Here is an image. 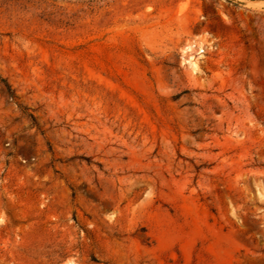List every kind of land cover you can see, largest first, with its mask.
<instances>
[{
    "label": "rangeland",
    "instance_id": "rangeland-1",
    "mask_svg": "<svg viewBox=\"0 0 264 264\" xmlns=\"http://www.w3.org/2000/svg\"><path fill=\"white\" fill-rule=\"evenodd\" d=\"M0 79V264H264V0H0Z\"/></svg>",
    "mask_w": 264,
    "mask_h": 264
},
{
    "label": "trees",
    "instance_id": "trees-1",
    "mask_svg": "<svg viewBox=\"0 0 264 264\" xmlns=\"http://www.w3.org/2000/svg\"><path fill=\"white\" fill-rule=\"evenodd\" d=\"M0 80L3 82L4 87H5V90H6L7 94L9 95V97L11 99H14L15 98V95H14V91L11 88V86L5 80H3V79H0ZM26 115L30 118V120L32 121V123L34 125L38 126L37 123H36V121H35V117H34V115L32 113H26Z\"/></svg>",
    "mask_w": 264,
    "mask_h": 264
}]
</instances>
